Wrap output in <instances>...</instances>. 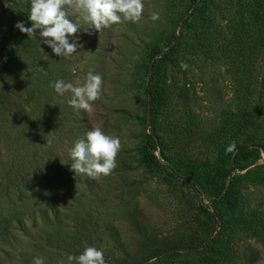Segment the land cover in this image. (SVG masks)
<instances>
[{"label":"rangeland","instance_id":"obj_1","mask_svg":"<svg viewBox=\"0 0 264 264\" xmlns=\"http://www.w3.org/2000/svg\"><path fill=\"white\" fill-rule=\"evenodd\" d=\"M260 1L205 0L208 18L202 25L203 36L195 28H181L179 13L191 0H180L179 11L173 9L172 0H143L138 23L125 21L100 32L81 28L69 41L78 37L82 47L64 58L42 42L40 29L29 41L13 44V4L0 0V53L6 44L7 55L14 60L1 72L0 57V159H6L0 160V220H10L7 241L1 243L0 238V264H33L37 256L45 264L60 260L67 264L68 255L79 256L88 246L119 260L122 250L101 228L104 222L113 224L125 248L133 251L138 245L130 230L133 215L143 216L148 230L160 236L198 228V219H203L211 202L210 184L201 182L197 193L186 187L184 177L174 183L163 178L187 161L208 170L220 167L228 177H235L244 210L256 208L264 214V181L243 175L253 170V176L264 177V21H253L255 13L264 12ZM153 12L159 13V20L150 19ZM68 19L75 23L77 17ZM172 35L180 39L183 53L161 67L162 97L154 116L157 146L152 150L161 168L154 172L140 161L143 136L150 132L144 118L148 115L145 90L152 83L149 66L159 55L148 56L155 48L166 49ZM181 61L189 66L187 70L181 69ZM89 71L103 79L91 113L74 110L68 103L71 93L61 96L52 87L60 79L83 83ZM5 95L9 107L2 100ZM241 115L254 123L243 131L256 134L248 151L254 157L240 160L242 167L237 165L238 157L221 154L226 137L232 141L231 124ZM94 125L119 137L122 147L110 175L84 181V175L71 170L69 149ZM238 135V142L245 143L241 130ZM1 165L9 174L1 173ZM19 170L27 173L29 188L17 175ZM68 188L73 196L52 198L64 214L61 221L46 222L39 210L48 205L50 194ZM85 216L87 226L81 231L75 221ZM91 221L99 225L92 234ZM49 233L53 241L46 240ZM69 233L77 240L82 237L81 246H58V235ZM230 246L236 253L230 264H264V244L253 235H239ZM252 247L259 256L249 263Z\"/></svg>","mask_w":264,"mask_h":264},{"label":"trees","instance_id":"obj_2","mask_svg":"<svg viewBox=\"0 0 264 264\" xmlns=\"http://www.w3.org/2000/svg\"><path fill=\"white\" fill-rule=\"evenodd\" d=\"M179 1L180 0H172V7L174 10L176 8V10L179 11L181 8ZM198 1L199 0H191L188 8H185L182 13H179L183 15L180 17L182 20L180 24L181 28L185 27L186 30L195 28L199 31V34L204 36L202 25L204 22H207L206 18H208L205 11L206 3L205 0H202L200 3H198ZM11 2L15 11L16 23L23 22L25 27H31L32 22L28 19L31 0H11ZM260 4L264 6V0H261ZM263 16V11L257 12L255 13L253 21H264ZM198 21L202 22V24ZM29 40L30 38L27 34L21 33L17 28L12 35L13 44H22ZM261 42L264 44V38L261 39ZM166 44V49L160 50L155 48L154 51L151 52L152 54L148 56L154 57L157 54L159 55V57L152 60L149 66L151 70L153 69V71L150 72L152 83L149 85L148 89L145 90L147 97L145 105L147 106L148 115L144 118L145 124L149 127L150 132L143 136L140 161L146 169L154 172H159L161 168V164L152 151L157 146L154 116L158 113V111L155 110L162 97L160 89L161 67L168 61H171L173 57H177L179 53H183L181 41L178 39V36H170ZM3 47L4 49L2 48L0 57L4 62V67L1 72H5L6 69L10 67L12 61H14L7 55L9 47H7L6 44H4ZM151 47H153V45ZM6 98L7 95L3 96L2 100L5 103L4 105L8 103L5 101ZM7 106L9 107V104ZM253 124L250 117L244 118V115L239 116V118L231 124L232 132L230 137L232 141L228 140L226 137L222 143L221 154L230 157V159H233L234 156L238 157L239 160H237V165L240 167L243 166L240 164V160L244 161L247 158L254 157V155L249 156L248 151L249 147L256 143L254 140L256 134L243 131L244 128L252 127ZM224 128L223 131L228 133L229 127L225 126ZM240 130L241 133L245 135L243 138L245 143L238 142V133ZM245 140H248L249 144H246ZM233 141L236 142V151L232 156L231 153L226 154L225 149ZM262 146L264 147V143H262ZM0 160L4 162L6 159ZM1 167V173L9 174L8 170L5 172L4 165H1ZM198 168H201L202 171H199ZM36 170L38 169L33 170L35 176ZM252 171L253 170H247L243 175H246L253 181L254 179L258 182L264 181V177H259L258 179V177L253 176ZM19 174L22 183L29 188L27 173H21L19 170L17 175ZM38 174L42 175L41 173ZM181 177L186 179V187L193 192L198 193L200 191L199 187L201 182L209 183L211 186V197H209L211 198V202L208 205L209 209L204 211L205 215L203 219H198L200 226L198 228L194 226V228H190V230L187 231L188 233H182L178 236H160L158 231L148 230L143 216L136 217L133 215L130 230L137 236L138 245L135 250L130 251V249L125 248V244L120 239L117 228L109 222H104L101 232L112 238L113 242L122 250V257H120L119 260H114L111 257H104L106 264H149V261H151L152 264L163 262H169L170 264H230L235 257L233 254H236L234 249L230 246V241H232V239L243 234L245 236L253 235L256 242L264 244V214L256 208L244 210L246 206L244 205V199L240 197L238 189L236 188L235 183L237 179L235 177H228V173L225 174L221 172L220 167L219 169L208 170L205 167H200L197 163H192V161L183 162L182 165L175 169V173L171 172L163 176L168 183H174L175 180ZM88 180H90V178L84 175V181ZM73 193V189L68 188L55 192L54 195L50 194L52 197L48 205L39 210L40 216L48 223H51L52 220L54 222H60L64 214L62 210L52 204L57 203L53 201L52 198H67L68 196H73ZM87 220V216L83 218L78 217L75 221L77 224L76 228H80L82 231V229L87 226ZM1 221L4 223L1 224ZM9 221V219L0 220L1 243L7 241ZM18 223H21L20 219ZM98 229V223L96 221H91L88 232L92 234L94 231L97 232ZM70 234L71 233L63 236L58 235L56 238L58 246H63L65 249L68 246L73 248L81 246V241L79 239L82 237L77 240ZM49 235L50 237H47L46 240L53 241V234L49 233ZM258 256V249L255 247L250 248L248 253L249 263H253Z\"/></svg>","mask_w":264,"mask_h":264},{"label":"clouds","instance_id":"obj_3","mask_svg":"<svg viewBox=\"0 0 264 264\" xmlns=\"http://www.w3.org/2000/svg\"><path fill=\"white\" fill-rule=\"evenodd\" d=\"M143 11V0H31L28 14L31 27H25L23 22H17L15 27L29 38L35 37L36 30L40 29L42 42L56 56L69 58L82 47L77 42L78 37L72 42L69 41V37H74L81 28L100 32L125 21L138 23L142 19ZM69 16L77 17L75 23L68 19ZM150 19L159 20V13L153 12ZM78 21H82L85 26L82 27ZM180 67L187 70L189 66L181 61ZM102 85L101 75L89 71L83 83L60 79L52 87L61 96L71 93L68 103L74 110L91 113L94 111L93 102L101 96ZM121 147L119 137L106 134L102 127L94 125L86 132L84 139L76 140L69 149L71 170L76 176L86 175L92 179L110 175L117 166L116 157ZM235 151L236 142L233 141L226 147L225 152L227 154ZM33 264L45 262L42 257L37 256L33 258ZM58 264H65V261L60 260ZM67 264H106V261L102 250L88 246L79 256L68 255ZM149 264L152 262L149 261Z\"/></svg>","mask_w":264,"mask_h":264}]
</instances>
